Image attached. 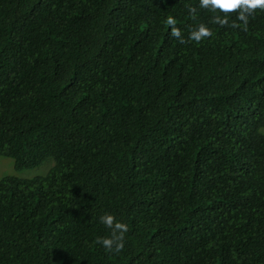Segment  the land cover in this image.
<instances>
[{"label":"trees","instance_id":"obj_1","mask_svg":"<svg viewBox=\"0 0 264 264\" xmlns=\"http://www.w3.org/2000/svg\"><path fill=\"white\" fill-rule=\"evenodd\" d=\"M217 15L0 0V156L53 162L0 178V264H264V11ZM105 214L120 251L96 243Z\"/></svg>","mask_w":264,"mask_h":264},{"label":"clouds","instance_id":"obj_2","mask_svg":"<svg viewBox=\"0 0 264 264\" xmlns=\"http://www.w3.org/2000/svg\"><path fill=\"white\" fill-rule=\"evenodd\" d=\"M199 7L209 11L219 10V12L224 13L223 18L217 15L214 19V23L221 26L228 23L227 14L236 12L237 20L243 22L244 27L247 28L249 17L254 15L257 9L264 11V0H199ZM190 12L195 13V9H190ZM166 23L171 26V35L179 38L181 33L175 26L176 20L169 16ZM232 27H240V25L233 22ZM212 35V30L201 23L196 30L189 34V39L199 43L202 39L211 37ZM180 42L184 43L185 41L181 39ZM100 222L112 231L110 237L98 238L96 243L101 245L105 251H120L124 247L123 234L127 231L128 226L116 220L112 214L102 215Z\"/></svg>","mask_w":264,"mask_h":264},{"label":"rangeland","instance_id":"obj_3","mask_svg":"<svg viewBox=\"0 0 264 264\" xmlns=\"http://www.w3.org/2000/svg\"><path fill=\"white\" fill-rule=\"evenodd\" d=\"M51 159L43 163L41 166L26 169L20 172L14 170L13 159L9 157L0 156V178L4 175L14 174L22 178H31L37 175H43L52 165Z\"/></svg>","mask_w":264,"mask_h":264}]
</instances>
